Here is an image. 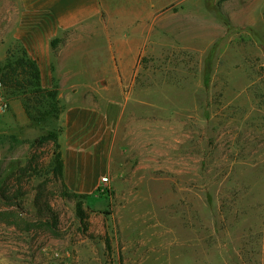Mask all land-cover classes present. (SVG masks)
<instances>
[{"label": "rangeland", "instance_id": "1", "mask_svg": "<svg viewBox=\"0 0 264 264\" xmlns=\"http://www.w3.org/2000/svg\"><path fill=\"white\" fill-rule=\"evenodd\" d=\"M34 1L0 0V264H264V0H94L51 33ZM67 96L118 102L85 194L35 142Z\"/></svg>", "mask_w": 264, "mask_h": 264}, {"label": "crops", "instance_id": "2", "mask_svg": "<svg viewBox=\"0 0 264 264\" xmlns=\"http://www.w3.org/2000/svg\"><path fill=\"white\" fill-rule=\"evenodd\" d=\"M95 6L94 0H35L29 7L46 14L40 23L51 33L54 26L70 27L77 20L89 17ZM41 72L46 85L44 71ZM72 100L70 96L63 99L65 107L57 118L60 127L57 143L63 162V180L74 192L85 194L107 171L108 145L118 117V102L109 101L102 117L93 118L99 111L91 102Z\"/></svg>", "mask_w": 264, "mask_h": 264}, {"label": "trees", "instance_id": "3", "mask_svg": "<svg viewBox=\"0 0 264 264\" xmlns=\"http://www.w3.org/2000/svg\"><path fill=\"white\" fill-rule=\"evenodd\" d=\"M26 63L29 62V61H25ZM31 64V67L33 69V76L34 78L36 79V82L39 84V79H40V72H39V69H38V66L35 64V63H29ZM57 140V135H56V132H48L47 134H42V135H39L36 139H35V142H38V143H43L47 140ZM56 146L58 147V144L56 143ZM58 157V156H57ZM56 171L59 173V175H62V171H63V162L61 159H59V157L57 158L56 160ZM2 196H4L2 194ZM18 208L19 205H17Z\"/></svg>", "mask_w": 264, "mask_h": 264}, {"label": "built area", "instance_id": "4", "mask_svg": "<svg viewBox=\"0 0 264 264\" xmlns=\"http://www.w3.org/2000/svg\"><path fill=\"white\" fill-rule=\"evenodd\" d=\"M3 87H4V84H3L1 77H0V116L5 114L9 108V102L4 97V94H3Z\"/></svg>", "mask_w": 264, "mask_h": 264}]
</instances>
